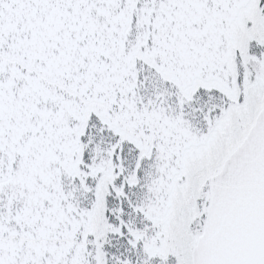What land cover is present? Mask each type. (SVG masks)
Returning <instances> with one entry per match:
<instances>
[{"label": "snow or ice", "instance_id": "obj_1", "mask_svg": "<svg viewBox=\"0 0 264 264\" xmlns=\"http://www.w3.org/2000/svg\"><path fill=\"white\" fill-rule=\"evenodd\" d=\"M0 264H264V0H0Z\"/></svg>", "mask_w": 264, "mask_h": 264}]
</instances>
